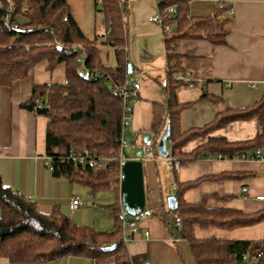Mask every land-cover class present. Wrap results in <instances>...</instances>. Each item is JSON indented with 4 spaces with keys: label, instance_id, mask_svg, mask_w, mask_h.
<instances>
[{
    "label": "trees",
    "instance_id": "16d2710c",
    "mask_svg": "<svg viewBox=\"0 0 264 264\" xmlns=\"http://www.w3.org/2000/svg\"><path fill=\"white\" fill-rule=\"evenodd\" d=\"M2 1L0 85L11 86L16 80L29 76L39 62L47 61L49 69L65 63L63 82L33 84L31 98L22 105L47 117L46 152L55 176L81 183L94 193L111 188V181L119 172L118 155L124 137V108L116 88L128 76L127 0H95L103 16L106 42L115 48V65L103 62L98 38L92 40L85 34L73 16L68 0ZM156 1L164 26L173 25L174 30L166 38L168 72L164 89L168 117L155 124L154 136L170 125L171 156L178 158L181 164L200 156L219 154L251 158L264 145V92L252 105L227 106L218 111L204 126L188 130H182L180 126L181 112L189 103H182L178 98L179 88L186 84L177 80V75L186 72L174 44L182 37L194 35L190 32L194 24L199 29H206L208 37L216 42L224 41L226 29L214 28L213 20L207 16L189 17L193 0ZM7 15L10 21L18 23V28L4 24ZM21 16L25 17L24 22L20 21ZM79 44L83 49H73V45ZM82 50L88 70L85 75L80 74L81 64L77 61ZM40 98L43 99L42 106L37 108ZM250 119H257L259 126L251 139L230 141L224 136L211 135L231 122ZM197 138L207 140L187 153L185 145ZM70 150H89L105 157V165L75 163L68 157ZM233 176L224 173L215 178ZM207 178L184 183L176 179L178 206L170 211L180 218L178 236L188 241L195 263L264 264V239L260 248L263 254L255 257L254 240L196 236L197 226L233 229L264 221V209L248 213L234 208H211L205 200L196 203L184 200L185 190ZM114 189L118 200L109 205V209L116 217V225L113 230L102 231L75 222L58 205L50 212L41 211L36 201L4 185L0 174V256L19 264L47 263L71 255L89 257L95 264H139L122 236L119 219L122 202L119 188ZM168 213L153 212L166 222Z\"/></svg>",
    "mask_w": 264,
    "mask_h": 264
},
{
    "label": "crops",
    "instance_id": "0c3cea01",
    "mask_svg": "<svg viewBox=\"0 0 264 264\" xmlns=\"http://www.w3.org/2000/svg\"><path fill=\"white\" fill-rule=\"evenodd\" d=\"M222 2L234 6V16L219 8ZM127 8L128 59L134 65L132 74L141 82L127 128L129 137L124 135L129 143L135 144L125 149L129 160L136 159L137 151L145 149L144 136L152 134L153 140L157 137L154 136L155 124L168 117L164 85L168 72L166 38L170 34L159 23L150 20V16L160 14L156 0H127ZM202 16L210 17L214 28L224 27L226 34L224 41L216 42L208 37L206 29H199L194 24L190 29L194 35L182 37L174 44L175 51L182 57L184 71L192 79L189 85H183L178 90L180 102L189 103L181 112L182 130L204 126L227 106L240 108L252 105L264 92V0H193L189 17ZM94 26L97 38V32L102 27L100 40L105 42L103 16H96ZM167 26L173 32L174 26ZM83 31L87 33V30ZM65 76V63L49 69L48 62L42 61L32 68L29 76L16 80L11 86L0 85V174L4 185L36 201L41 211L50 212L58 205L62 212L84 224L83 214L89 196L79 190L78 184L81 183L53 174L47 164V117L22 105L31 98L33 84L63 82ZM258 129L257 119L237 120L211 135L241 141L255 137ZM206 140L194 139L185 145L184 150L191 153ZM167 146L171 152L170 140ZM260 150L264 156V145ZM162 158L160 155H144L146 207L157 213L169 212L168 221L152 214L143 221L141 228L142 231L149 229L150 235L141 233L127 241L131 255L139 264L144 260H150L152 264H196L188 241L178 236V228L174 227L175 215L167 205V198L176 195L179 189L176 179L184 183L208 177L183 192L187 202L205 200L211 208H234L248 213L264 209V159L220 154L200 156L182 163L179 171L173 172L167 168L166 159ZM224 173L235 176L215 178ZM111 187L116 186L112 183ZM78 192L84 194L83 199ZM77 196L80 206L72 210L71 201ZM103 202H106L104 206L108 210L113 204L108 200ZM102 228L100 230L110 231L115 227ZM195 233L199 238L251 239L254 240L252 249L258 251L264 239V221L233 229L197 226ZM0 264L19 263L0 256ZM29 264L95 262L86 256L71 255L47 263Z\"/></svg>",
    "mask_w": 264,
    "mask_h": 264
},
{
    "label": "built area",
    "instance_id": "2783aa9c",
    "mask_svg": "<svg viewBox=\"0 0 264 264\" xmlns=\"http://www.w3.org/2000/svg\"><path fill=\"white\" fill-rule=\"evenodd\" d=\"M100 2V0H99ZM219 8L223 9L229 16L235 15V8L233 5L222 2L219 3ZM150 20L155 21L159 23L161 26L164 27L165 32L167 34L171 33L170 28L163 24V19L160 14L150 16ZM4 24L6 26L12 27V28H18V23L15 21H10L9 15L6 16L4 19ZM77 47L83 49V46L79 44L73 45V49H76ZM77 61L80 62V74L85 75L87 73V68L85 66V52L82 50L81 54L78 56ZM177 80L182 81L184 84L189 85L192 81L191 76L189 73H180L177 75ZM141 88V82L139 81L137 76H134L133 74H130L126 77L123 84L118 86L116 88V92L121 98V101L123 103V120H122V127L123 131L127 130L128 125L131 121V118L133 116L134 112V101L139 96V91ZM43 99L40 98L36 104L37 108H40L42 106ZM130 145L134 146L135 144H130L127 139L124 137L121 140V150L119 152L118 158H119V172L116 177V179L113 181V185L118 187L120 190L121 182L125 178V174L122 170L125 162L128 160L127 156L125 155V149H127ZM68 157L71 158L75 163H81V164H94L98 167H103L105 164V157L98 156L95 154H92L89 150H70ZM253 159H264V156L262 155L260 149H257L255 151V154L251 156ZM166 166L169 170L173 172H178L181 166V162L178 158H175L173 156L166 157ZM47 164L50 166V159L47 157ZM51 167V166H50ZM52 168V167H51ZM175 189H177V186H174ZM80 199L79 197H75L71 201V208L72 210H75L79 208L80 206ZM122 209L119 213V219L122 223L123 232L122 236L124 240L127 242L131 239H134L138 237L141 233L145 236L150 235V230L146 229L144 231L141 230L142 223L144 220L148 219L152 216L153 212L150 208L144 207L140 212L131 214L129 213L126 208L121 204ZM180 226V218L178 216H175L174 219V227L178 228ZM176 240L177 238H174ZM263 254L262 250H258L255 253V257H260ZM246 258V257H245Z\"/></svg>",
    "mask_w": 264,
    "mask_h": 264
},
{
    "label": "rangeland",
    "instance_id": "374dc122",
    "mask_svg": "<svg viewBox=\"0 0 264 264\" xmlns=\"http://www.w3.org/2000/svg\"><path fill=\"white\" fill-rule=\"evenodd\" d=\"M70 4V9L72 13L75 15L76 19L79 21V25L82 29L87 30V33L85 34L90 37V39H95L97 37L95 34V20L96 16L100 17L102 16L101 12L99 11L98 5L95 3L94 0H68ZM3 1L0 0V6L2 5ZM20 21L24 22L25 17L21 16ZM102 32V27L100 30H98L97 34L98 37V45L101 47L102 50V60L105 64L109 65H115L116 64V52L115 48L110 45L109 43L102 42L100 40V34ZM125 137H129L128 130H125ZM131 137V136H130ZM131 144V142H130ZM165 160V158H162ZM115 180V179H114ZM113 181L111 182L112 185ZM79 190H83L84 194H87L89 196V202L87 203V209L85 210L83 214L84 219V225H88L91 227H94L97 230L104 229L102 227H109L114 228L116 225V217L115 215L108 210L104 205H106V202L103 201H110L111 203H115L118 200V194L117 190H115L113 187L98 191V192H92V190L89 187H83V185L78 184ZM80 193V197L83 199L84 194ZM97 197V199L95 198ZM1 211V207H0ZM72 217V216H70ZM74 220V218H72ZM77 222L76 220H74ZM79 223V222H77ZM95 223V225H94ZM105 223V225L108 224V226H101ZM82 224V223H81ZM109 231V230H108Z\"/></svg>",
    "mask_w": 264,
    "mask_h": 264
},
{
    "label": "water",
    "instance_id": "95a60500",
    "mask_svg": "<svg viewBox=\"0 0 264 264\" xmlns=\"http://www.w3.org/2000/svg\"><path fill=\"white\" fill-rule=\"evenodd\" d=\"M134 69L133 63H128V73L132 74ZM171 128L167 124L165 130L153 140L152 134L144 136L145 149L137 151L136 159H129L125 162L122 170L125 178L120 186V198L123 206L131 213L140 212L146 206V190L144 180V155L151 157L153 155H160L164 158L171 155L168 149L167 142L170 139ZM165 202V201H164ZM167 205L169 209L174 210L178 206L176 195H171L167 198ZM141 264H152L150 260H144Z\"/></svg>",
    "mask_w": 264,
    "mask_h": 264
}]
</instances>
